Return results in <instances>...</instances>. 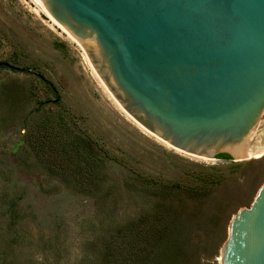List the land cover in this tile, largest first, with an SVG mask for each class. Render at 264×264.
Here are the masks:
<instances>
[{"label":"rangeland","instance_id":"obj_1","mask_svg":"<svg viewBox=\"0 0 264 264\" xmlns=\"http://www.w3.org/2000/svg\"><path fill=\"white\" fill-rule=\"evenodd\" d=\"M95 74L38 2L0 0V264H103L109 246L118 256L134 236L124 230L167 201L182 213L186 248L200 264H221L234 215L264 185V157L209 160L172 148ZM74 141L88 148L79 160L62 155ZM171 187L208 195L167 199Z\"/></svg>","mask_w":264,"mask_h":264},{"label":"water","instance_id":"obj_2","mask_svg":"<svg viewBox=\"0 0 264 264\" xmlns=\"http://www.w3.org/2000/svg\"><path fill=\"white\" fill-rule=\"evenodd\" d=\"M117 103L196 157L264 148V0H38ZM222 264H264V185L237 212Z\"/></svg>","mask_w":264,"mask_h":264},{"label":"trees","instance_id":"obj_3","mask_svg":"<svg viewBox=\"0 0 264 264\" xmlns=\"http://www.w3.org/2000/svg\"><path fill=\"white\" fill-rule=\"evenodd\" d=\"M83 141H74L69 149H63L62 155L79 160L88 148L81 146ZM221 160H232L228 155H220ZM183 195L188 200L196 201L207 197L206 190L171 187L167 199ZM156 207L152 219L142 218L124 230L122 238L134 232L132 239L123 240L120 255L116 256L109 246L103 264H200L198 253L190 252L182 234V213L172 203Z\"/></svg>","mask_w":264,"mask_h":264},{"label":"bare ground","instance_id":"obj_4","mask_svg":"<svg viewBox=\"0 0 264 264\" xmlns=\"http://www.w3.org/2000/svg\"><path fill=\"white\" fill-rule=\"evenodd\" d=\"M36 2H38L43 8H44V10H45V12L47 13V15L51 18V19H53L52 18V16L46 11V9H45V7L38 1V0H35ZM64 29V28H63ZM64 31L72 38V39H74L65 29H64ZM82 47V46H81ZM95 76L97 77V79H98V81L100 82V84L103 86V88L110 94V92L108 91V89H107V87L104 85V83L98 78V75L97 74H95ZM110 97L113 99V101L116 103V105L121 109V110H123L122 109V107L117 103V101L113 98V96H112V94H110ZM163 142V141H162ZM166 145H168V146H170V144H168L167 142L165 143ZM171 147V146H170ZM173 148V147H172ZM260 157H264V148H263V150L261 151V152H259V153H257V154H255V155H253V156H249V157H247V159H253V158H260ZM222 260L223 259H221V264H222Z\"/></svg>","mask_w":264,"mask_h":264}]
</instances>
